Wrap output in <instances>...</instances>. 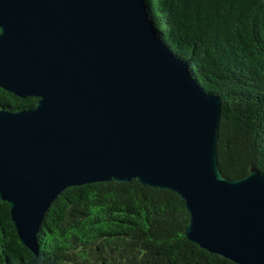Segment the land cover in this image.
Listing matches in <instances>:
<instances>
[{
	"label": "water",
	"instance_id": "1",
	"mask_svg": "<svg viewBox=\"0 0 264 264\" xmlns=\"http://www.w3.org/2000/svg\"><path fill=\"white\" fill-rule=\"evenodd\" d=\"M0 87L38 98L0 109V197L36 255L66 188L138 178L185 200L189 240L264 264V172L224 175L221 100L163 42L146 0H0Z\"/></svg>",
	"mask_w": 264,
	"mask_h": 264
},
{
	"label": "trees",
	"instance_id": "2",
	"mask_svg": "<svg viewBox=\"0 0 264 264\" xmlns=\"http://www.w3.org/2000/svg\"><path fill=\"white\" fill-rule=\"evenodd\" d=\"M157 33L207 93L220 98L224 175L264 172V0H146ZM0 87V109L33 108ZM0 197V264H238L189 240L190 213L170 189L130 182L66 188L46 212L39 255L20 240Z\"/></svg>",
	"mask_w": 264,
	"mask_h": 264
}]
</instances>
